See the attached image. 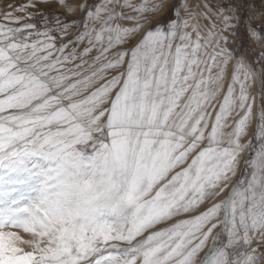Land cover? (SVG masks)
<instances>
[{
    "label": "snow or ice",
    "instance_id": "snow-or-ice-1",
    "mask_svg": "<svg viewBox=\"0 0 264 264\" xmlns=\"http://www.w3.org/2000/svg\"><path fill=\"white\" fill-rule=\"evenodd\" d=\"M7 8L0 264H264V0Z\"/></svg>",
    "mask_w": 264,
    "mask_h": 264
},
{
    "label": "rangeland",
    "instance_id": "rangeland-1",
    "mask_svg": "<svg viewBox=\"0 0 264 264\" xmlns=\"http://www.w3.org/2000/svg\"><path fill=\"white\" fill-rule=\"evenodd\" d=\"M25 0H0V11H7L9 10L7 8L8 4H13V5H19L24 3ZM69 3H71V0H68ZM196 2V0H189L190 4H194ZM44 11L46 12H60L61 14H63V10L60 9L55 3L48 5L44 8ZM70 19V18H69ZM204 23H207V21H204ZM137 40L139 39V37L136 38ZM136 41H133L132 44H134ZM131 45H129L130 47ZM93 55H95V53H93ZM253 91L255 92V89H253ZM26 217H22L21 220H16V219H8V220H2L0 219V225H3L4 230L8 229L9 225H13L16 224L18 225L19 223H21L22 219H24Z\"/></svg>",
    "mask_w": 264,
    "mask_h": 264
},
{
    "label": "clouds",
    "instance_id": "clouds-1",
    "mask_svg": "<svg viewBox=\"0 0 264 264\" xmlns=\"http://www.w3.org/2000/svg\"><path fill=\"white\" fill-rule=\"evenodd\" d=\"M14 235L18 236L20 240H23L24 243H20V240L15 241L16 246L21 248L22 251H34L32 244L35 243L36 237L24 234L20 231H14Z\"/></svg>",
    "mask_w": 264,
    "mask_h": 264
}]
</instances>
